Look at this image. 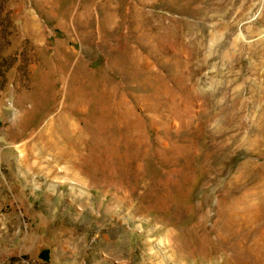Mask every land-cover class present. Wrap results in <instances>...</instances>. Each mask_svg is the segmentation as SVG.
<instances>
[{"label":"rangeland","instance_id":"obj_1","mask_svg":"<svg viewBox=\"0 0 264 264\" xmlns=\"http://www.w3.org/2000/svg\"><path fill=\"white\" fill-rule=\"evenodd\" d=\"M262 202L264 0H0V264H264Z\"/></svg>","mask_w":264,"mask_h":264},{"label":"bare ground","instance_id":"obj_2","mask_svg":"<svg viewBox=\"0 0 264 264\" xmlns=\"http://www.w3.org/2000/svg\"><path fill=\"white\" fill-rule=\"evenodd\" d=\"M262 204H264V202H262ZM262 204H261V205H262ZM263 207H264V206H263Z\"/></svg>","mask_w":264,"mask_h":264}]
</instances>
